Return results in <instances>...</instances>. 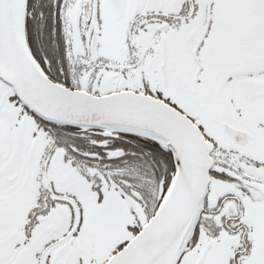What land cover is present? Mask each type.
Segmentation results:
<instances>
[{
	"label": "snow or ice",
	"instance_id": "obj_1",
	"mask_svg": "<svg viewBox=\"0 0 264 264\" xmlns=\"http://www.w3.org/2000/svg\"><path fill=\"white\" fill-rule=\"evenodd\" d=\"M0 264H264V0H0Z\"/></svg>",
	"mask_w": 264,
	"mask_h": 264
}]
</instances>
